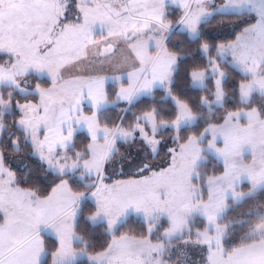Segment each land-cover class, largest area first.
Returning a JSON list of instances; mask_svg holds the SVG:
<instances>
[{
	"label": "snow or ice",
	"instance_id": "1",
	"mask_svg": "<svg viewBox=\"0 0 264 264\" xmlns=\"http://www.w3.org/2000/svg\"><path fill=\"white\" fill-rule=\"evenodd\" d=\"M0 136V264H264V0H0Z\"/></svg>",
	"mask_w": 264,
	"mask_h": 264
},
{
	"label": "trees",
	"instance_id": "2",
	"mask_svg": "<svg viewBox=\"0 0 264 264\" xmlns=\"http://www.w3.org/2000/svg\"><path fill=\"white\" fill-rule=\"evenodd\" d=\"M109 111L114 112V110L112 109H110ZM12 131H15V129L13 128ZM10 135H11V132L9 133V136ZM7 138L8 137L6 136H1L0 146H5V141ZM12 164L14 167H16L21 172V174H24L26 172L29 178L33 177L34 175L38 174L39 172L43 170V166L39 165V162L36 161L34 157L28 154L27 145H24V152L22 155L12 157ZM116 167H118V165L114 166V169ZM49 175L50 174L45 173L44 177H40V179L47 178ZM97 227H99V225H97Z\"/></svg>",
	"mask_w": 264,
	"mask_h": 264
},
{
	"label": "rangeland",
	"instance_id": "3",
	"mask_svg": "<svg viewBox=\"0 0 264 264\" xmlns=\"http://www.w3.org/2000/svg\"><path fill=\"white\" fill-rule=\"evenodd\" d=\"M0 138H1V136H0ZM125 155H128L127 150L125 151ZM122 163H124V159L123 158H117L116 162L114 163V166H117V165L119 166ZM179 253H180V249H178V248L172 249V254L174 255V257L179 258ZM194 259H195V257L193 256V260ZM189 264H191V261L189 262Z\"/></svg>",
	"mask_w": 264,
	"mask_h": 264
}]
</instances>
